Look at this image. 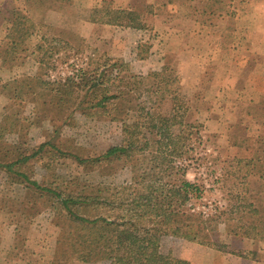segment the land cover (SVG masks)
Here are the masks:
<instances>
[{
	"label": "rangeland",
	"instance_id": "obj_1",
	"mask_svg": "<svg viewBox=\"0 0 264 264\" xmlns=\"http://www.w3.org/2000/svg\"><path fill=\"white\" fill-rule=\"evenodd\" d=\"M0 6L17 7L37 26H51L40 34L49 37L42 42L44 51H38L41 41L35 36L25 44L28 52L15 55L8 54L9 27L0 25L4 163L29 156L42 144H55L16 169L43 186L78 179L74 181L137 190L133 166L152 162L160 149L156 136L147 152L134 154L130 161L99 158L109 148L128 143L124 124L136 119L139 104L153 105L172 121L171 132L181 150L179 159H172L185 162L188 180L201 189L189 207L212 217L211 228L204 232L216 245L166 237L162 252L169 264H193L208 252L227 253L242 264L264 259V93L259 98L254 90L264 88V83L257 85L264 79L253 75L257 83H249L251 68L240 79L237 54L240 46L260 43L256 38L246 42L243 29L249 35L264 30V0H0ZM97 10L137 12L148 32L94 29L90 19ZM179 30L187 35H179ZM53 37L64 42L50 45ZM256 54H245L248 65L264 66V56ZM106 58L129 66L124 73L128 78L120 85L133 84V100L119 102L106 114L87 105L76 107L81 98L69 96L71 83L81 80L88 65L97 68ZM230 73L233 78L226 80ZM139 93L145 97L138 99ZM57 150L90 161L81 165ZM53 208L50 195L0 168V264H52L65 225ZM223 244L229 252L218 250Z\"/></svg>",
	"mask_w": 264,
	"mask_h": 264
},
{
	"label": "trees",
	"instance_id": "obj_2",
	"mask_svg": "<svg viewBox=\"0 0 264 264\" xmlns=\"http://www.w3.org/2000/svg\"><path fill=\"white\" fill-rule=\"evenodd\" d=\"M37 2L41 4L43 0ZM5 9L0 6V25L9 27L7 35L11 45L8 54L28 52L30 49L25 44L35 36L40 37L41 41L37 46L38 51H44L42 42L49 41V37L47 33L43 36L40 34L51 26H37L17 7ZM90 22L137 30H147L148 27L139 13L129 10H97ZM63 42L62 38L53 37L49 44ZM99 64L94 69L88 65L81 80L77 83L73 80L69 96L77 94V98H81L76 107L87 105L89 109L106 114L119 102L125 105L130 103L134 89L131 82H127L126 88L120 85L128 78L124 73L128 72L126 69L129 66L124 61L106 58ZM128 76L132 79L142 78L138 75ZM138 85L141 86L140 83ZM144 97L145 94L139 93L138 99ZM138 109L136 119L124 124L123 132L129 137L128 143L109 148L99 158V161H130L134 154L147 152L156 136L160 149L152 162L133 166L137 190L74 181L78 179H72L64 186H43L16 169L19 164L41 155L48 145L56 148L55 144H42L31 155L21 156L12 163H4L0 159V168L19 178L21 183L50 195L56 206L53 210L65 220L52 264L101 261L113 264H169L162 252L166 237L182 238L208 247L216 246L204 232L211 228L212 217L189 207L191 201L200 196L201 189L188 180L185 162L172 159H179L177 156L181 150L171 132V119L154 111L153 105L139 104ZM57 152L68 155L62 150ZM68 156L81 165L90 161L70 153ZM217 248L229 252L227 245Z\"/></svg>",
	"mask_w": 264,
	"mask_h": 264
},
{
	"label": "crops",
	"instance_id": "obj_3",
	"mask_svg": "<svg viewBox=\"0 0 264 264\" xmlns=\"http://www.w3.org/2000/svg\"><path fill=\"white\" fill-rule=\"evenodd\" d=\"M89 7V6H88ZM94 29H98V30H104V29H107V28H113V29H126L128 33L130 32H134V33H139V34H145L148 32V30H137V29H133V28H125V27H117V26H112V25H106V24H99V23H92ZM246 33H245V37H247L248 39L246 40V42H251L254 38H256V41L259 43V44H250L249 45H244V47H238L239 48V51L237 52V54H240L241 56V61H240V67H241V70H242V74L240 75V79H244L247 77L245 73V70H248V69H254L252 71L251 74H249V83H251L253 85V83L256 82V80H252L250 77L255 75L256 78L258 79H264V73L262 71H260L261 69H264V66L262 65L263 63H260V62H254V63H250L251 66L248 65V62L247 60H245L247 58V53H253V54H256L258 52V54H256L255 56L257 57H263L264 56V30H254L252 31V33L249 35V30H246L243 29ZM178 34L179 35H182V36H186L187 34L181 30L178 31ZM259 37L262 38L260 41L259 40ZM255 42V40H254ZM183 45H181L179 47V50H183ZM242 49V50H240ZM234 48H232L230 50V55H231V63H234L233 62V57H234ZM236 54V55H237ZM261 56H260V55ZM244 59V60H243ZM229 61V57L228 55L225 56V63H227ZM236 63V62H235ZM256 63V64H255ZM247 67V68H245ZM233 75L230 73L228 75H226V80H228L229 78H233L232 77ZM258 84L257 85H260V83H264V81L260 82L261 80H258ZM257 83V82H256ZM264 85V84H262ZM255 91H258L260 94H259V98L261 97V94L264 93V88L262 89H254ZM253 98V97H252ZM258 98V99H259ZM260 262H253L252 264H264V259L262 260H258ZM242 264L243 260L242 259H237V260H233L231 255H228L227 253H219V252H208V255H206L204 258H198V260L194 259L193 261V264ZM221 262V263H220ZM248 261H245L244 264H247Z\"/></svg>",
	"mask_w": 264,
	"mask_h": 264
}]
</instances>
